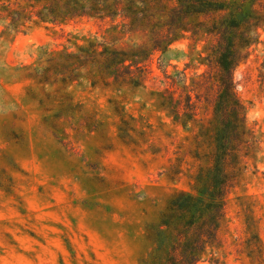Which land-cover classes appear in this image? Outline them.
<instances>
[{
	"label": "rangeland",
	"instance_id": "rangeland-1",
	"mask_svg": "<svg viewBox=\"0 0 264 264\" xmlns=\"http://www.w3.org/2000/svg\"><path fill=\"white\" fill-rule=\"evenodd\" d=\"M119 21H38L19 30L0 21V264H143L153 247L147 225L173 193L193 190L207 164L206 103L201 120L182 124L157 95L181 86L163 70L184 72L190 84L205 69L203 37L156 52L140 85L85 77L43 84L28 74L45 50L87 39L133 47L140 37L112 28ZM233 75L259 149L228 193L218 244L197 264H264V29Z\"/></svg>",
	"mask_w": 264,
	"mask_h": 264
},
{
	"label": "trees",
	"instance_id": "trees-1",
	"mask_svg": "<svg viewBox=\"0 0 264 264\" xmlns=\"http://www.w3.org/2000/svg\"><path fill=\"white\" fill-rule=\"evenodd\" d=\"M83 17L110 19L140 37L128 48L96 38L75 44L73 50L44 51L28 74L43 84H62L88 78L97 82L140 85L147 77L145 62L156 52L189 35L204 38L199 52L205 69L184 82V72L170 84L181 86L157 91L159 103L173 119L197 118L200 102L210 115L201 133L209 137L207 164L194 176L192 191L171 195L155 222L147 226L153 247L143 264H197L207 248L218 244L227 197L242 165L253 158L259 140L246 121L245 107L235 92L234 70L250 54L264 29V0H0V21L19 30L31 23H60ZM182 74V75H181ZM173 88V89H172ZM180 88L179 91H177ZM73 112L74 108L69 105ZM243 167V166H242Z\"/></svg>",
	"mask_w": 264,
	"mask_h": 264
}]
</instances>
